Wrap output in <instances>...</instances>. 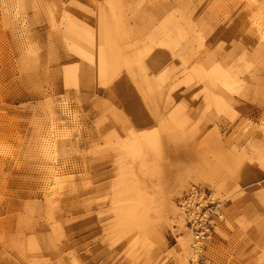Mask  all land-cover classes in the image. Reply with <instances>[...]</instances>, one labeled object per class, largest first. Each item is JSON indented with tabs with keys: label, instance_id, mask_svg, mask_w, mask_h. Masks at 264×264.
Segmentation results:
<instances>
[{
	"label": "rangeland",
	"instance_id": "374dc122",
	"mask_svg": "<svg viewBox=\"0 0 264 264\" xmlns=\"http://www.w3.org/2000/svg\"><path fill=\"white\" fill-rule=\"evenodd\" d=\"M114 76L163 129L142 198ZM192 185L218 214L199 261ZM193 261L264 264V0H0V264Z\"/></svg>",
	"mask_w": 264,
	"mask_h": 264
},
{
	"label": "bare ground",
	"instance_id": "6f19581e",
	"mask_svg": "<svg viewBox=\"0 0 264 264\" xmlns=\"http://www.w3.org/2000/svg\"><path fill=\"white\" fill-rule=\"evenodd\" d=\"M191 37V36H190ZM188 40V39H187ZM191 50V49H190ZM190 53V52H189ZM157 56V55H154ZM194 56V55H193ZM192 56V57H193ZM195 58V56H194ZM111 59V57H110ZM109 59V60H110ZM160 59V57L157 59V61ZM108 60V59H107ZM106 60V61H107ZM107 62H110V61ZM112 60V59H111ZM155 60V58H154ZM168 60V59H167ZM213 61V60H212ZM100 62V61H99ZM149 62H151L149 60ZM153 62V61H152ZM193 62V61H192ZM98 63V62H97ZM111 63V62H110ZM115 63V62H113ZM113 63L111 65H113ZM158 63V62H157ZM165 63V62H164ZM119 64V63H118ZM117 64V65H118ZM156 64V63H155ZM160 65V63H158ZM97 65V64H96ZM102 65V64H99ZM116 65V64H115ZM121 65V64H120ZM106 67V65H104ZM102 67V66H101ZM108 67V66H107ZM119 67V66H117ZM161 67V66H160ZM98 68V67H97ZM104 68V67H103ZM205 68V67H204ZM212 68V67H211ZM108 69V68H107ZM106 69V74L107 73H112L110 69V65H109V69ZM113 69V68H112ZM116 69V67H115ZM114 69V70H115ZM119 69V68H118ZM162 70V69H160ZM109 71V72H107ZM119 71V70H117ZM155 71V70H154ZM192 71V70H191ZM195 71V70H194ZM193 71V73H194ZM101 72L102 69H101ZM105 72V71H104ZM120 72V71H119ZM118 72V74H119ZM164 72V71H163ZM100 73V72H99ZM156 73V72H155ZM169 73V72H168ZM189 73V72H188ZM196 73L201 76V77H205L206 78V92L207 94L209 93L208 96H210L211 100H214L215 103H219L220 101H222L220 98H218V94L216 95L215 89L217 87H223L225 88V90L228 92H230L233 89V84L235 82L234 78L232 77V75H230V73L228 71L225 72H218V67L213 66V69L211 71H209L208 73H206L205 70L203 69H199L196 71ZM195 73V74H196ZM102 74V73H101ZM121 74V73H120ZM159 74V73H158ZM191 74V73H190ZM115 75V72L114 74ZM117 75V72H116ZM197 75V76H198ZM84 76V75H83ZM104 75H101V77ZM107 76V75H106ZM109 76V74H108ZM111 76V75H110ZM109 76V78H110ZM145 76V75H144ZM159 76V75H158ZM162 76H167V75H162ZM195 76V75H194ZM107 79V80H111V79ZM157 79V77H155ZM154 78V79H155ZM159 79V78H158ZM164 78H162L163 80ZM168 79V77H167ZM204 79V78H203ZM147 80V79H146ZM161 80V79H160ZM169 80V79H168ZM111 84L114 86V91L116 92V94H118L122 99H124V110L125 113L129 116L130 118V124H133L132 127H134V129L136 130L137 133V137L135 140H137V144H133L131 146V151L133 157H134V162L133 164L136 165L135 169L136 171L133 172L132 174V181H133V185H134V192L140 197L142 198L144 195L143 191L141 192H137L139 191L141 188L143 189V182H145L146 179H148L151 176H158L160 175L161 169H158V166L156 165L157 163L153 161V159L148 157V154L150 153H146L148 151V148L152 145V143H156V139L158 137V134L161 133V131L163 132L162 128H156V124L152 125V118H151V114L149 115L148 112L146 110V108L143 106V104H141L142 102L140 101V98L134 93L132 92V89L134 88L133 85L127 81L126 78H124L123 76L119 77V76H114L112 77V80L110 81ZM173 84V83H172ZM144 85V84H143ZM204 85V86H205ZM203 86V85H202ZM171 87V86H170ZM221 89V88H220ZM219 90V89H218ZM222 90V89H221ZM217 91V89H216ZM125 93V96H122V94ZM220 95V94H219ZM227 95V94H225ZM223 95V96H225ZM226 97V96H225ZM227 98L229 100H231V96L228 95ZM209 99V98H208ZM214 103V104H215ZM225 104V103H224ZM216 106V105H215ZM228 107V106H227ZM164 116V115H163ZM161 117V116H160ZM162 118V117H161ZM170 119V118H169ZM174 123V122H173ZM159 125V123H157ZM161 125V124H160ZM177 125V124H176ZM180 125V124H179ZM159 127V126H158ZM177 127H181L178 126ZM176 129V128H175ZM181 130L180 128L177 129V131ZM162 134V133H161ZM136 136V135H134ZM128 144V143H127ZM131 144V142H130ZM129 144V145H130ZM155 145V144H154ZM156 148V147H155ZM129 149V148H128ZM157 150V149H156ZM165 150V149H164ZM130 152V151H129ZM155 153V151H154ZM156 154H159V152ZM131 157V156H130ZM181 157V156H180ZM161 161V160H160ZM131 163V162H130ZM131 165V164H130ZM164 165V164H163ZM132 166V165H131ZM165 166V165H164ZM169 166V165H168ZM160 168V167H159ZM187 168V167H186ZM170 170V169H169ZM185 170V169H184ZM185 172V171H184ZM146 178V179H145ZM147 181V180H146ZM131 184V185H132ZM158 184L161 186L162 181L158 180ZM132 186H130L131 188ZM199 187V186H198ZM196 185H192L190 188H188L187 190L184 191L182 197L179 198V200L177 201L178 203V207H179V212L183 217V220L186 224L187 227L190 228V231L192 233V240H193V251L194 253L192 254V258L196 259L195 256H197V259L199 258V254H200V248H201V243L206 240L209 235L212 233L213 229H214V219L212 217L211 220V227H209L208 225V215L210 213V210L206 209L203 210L202 207L205 204V199L202 196L203 195V190H200V187L198 188ZM145 189V188H144ZM143 189V190H144ZM158 189V188H157ZM157 189L155 192H157ZM159 190V189H158ZM154 192V193H155ZM140 194V195H139ZM142 194V196H141ZM157 194V193H155ZM147 196H149L148 194H146ZM156 196V195H155ZM154 197V196H153ZM145 198V197H144ZM152 198V196H151ZM140 200V199H139ZM144 200V199H143ZM147 201V200H146ZM146 204V202H145ZM147 206V205H146ZM155 207V206H154ZM146 209V208H144ZM209 209H212L214 211V215H218L217 211L215 210V207H211ZM148 210V209H147ZM143 211V209H142ZM146 211V210H145ZM147 212V211H146ZM148 219V218H147ZM189 219H191L192 221H194L195 226L193 229V226L191 228V226H189ZM213 223V224H212ZM199 228H202L203 231H199ZM206 231V233L204 232ZM196 235L197 238L195 237ZM182 245L185 247V249H188L189 254H191L192 250L189 247V244L187 241H184L182 243ZM199 261V259H198ZM190 262H192V260L190 259ZM195 264V261H193Z\"/></svg>",
	"mask_w": 264,
	"mask_h": 264
},
{
	"label": "built area",
	"instance_id": "2783aa9c",
	"mask_svg": "<svg viewBox=\"0 0 264 264\" xmlns=\"http://www.w3.org/2000/svg\"><path fill=\"white\" fill-rule=\"evenodd\" d=\"M202 209H203V207H202ZM203 210H205V209H203ZM213 214H214V211L213 210H211L210 209V213H209V215H208V225H209V227H211L210 225H211V220H212V217H213ZM213 224V223H212ZM189 226H191V228H192V226H193V229H194V226H195V223H194V221H192L191 219H189ZM195 230V229H194ZM199 231H203L202 230V228H199ZM205 233H206V231H204ZM197 236L198 235H196L195 237L197 238Z\"/></svg>",
	"mask_w": 264,
	"mask_h": 264
}]
</instances>
